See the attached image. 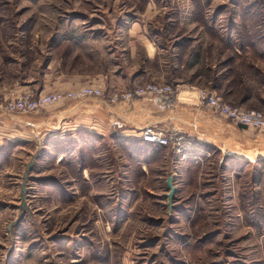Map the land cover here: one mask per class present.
I'll use <instances>...</instances> for the list:
<instances>
[{
  "label": "rangeland",
  "instance_id": "374dc122",
  "mask_svg": "<svg viewBox=\"0 0 264 264\" xmlns=\"http://www.w3.org/2000/svg\"><path fill=\"white\" fill-rule=\"evenodd\" d=\"M192 22L212 36L220 34L216 23L228 26L242 38L237 46L248 48L242 52L254 57L256 39L264 38V0H0V40L42 69L56 61L54 73L70 67L68 53L79 50L83 38L94 42L90 50L98 49V39L112 48L113 39L130 35L138 23L170 50L165 38L189 37ZM191 143L181 154L171 149L164 175L178 174L171 205L165 180L153 185L138 172L123 182L131 174L113 142L101 151L71 147L61 166L48 150L37 156L33 143L4 144L0 264H264V157L241 163L194 138ZM99 152L106 164L102 203L83 171L97 180L90 169L98 167ZM85 195L95 202L82 200ZM127 197L134 202L125 204ZM140 197L147 203H138Z\"/></svg>",
  "mask_w": 264,
  "mask_h": 264
},
{
  "label": "crops",
  "instance_id": "0c3cea01",
  "mask_svg": "<svg viewBox=\"0 0 264 264\" xmlns=\"http://www.w3.org/2000/svg\"><path fill=\"white\" fill-rule=\"evenodd\" d=\"M190 24L189 37L176 36L175 41L174 37L165 38L166 45L171 44L170 50L151 40L138 23L133 25L130 35L113 39L112 48L98 39V49L90 50L94 42L83 38L79 50L73 46L68 53L66 62L70 67L55 73L51 70L56 61L42 69L37 65L38 60L27 61L25 51L22 55L12 52L16 47L0 40V104L28 92L65 93L83 86L103 91L108 86L126 91L141 84L181 83L210 88L233 106L264 107V49H259L264 46V38L256 39L257 53L249 57L250 53L242 52L248 48L237 46L242 38L233 32L230 35L228 26L214 22L220 34L212 36L204 32L201 24ZM148 126L189 135L237 162L264 157L263 132L238 126L211 109L173 96H147L114 104L90 97L60 102L28 115L0 110V148L6 143H33L37 156L48 150L57 162L55 166H61L71 147L94 145L101 151L102 146L113 142L115 156H119V163L131 174L123 182H132L140 172L146 182L160 185L165 180L167 184L169 175H164L170 170L169 160L174 156L170 148L141 140L140 133ZM104 157L99 152L98 167L90 169L97 171V180L86 177V168L83 169L84 183L97 188L94 192L102 199L97 200L100 203L105 200V194L99 190L106 188V180L102 179L106 167ZM171 173L175 185L178 174ZM90 197L81 198L95 202ZM137 201L147 203L141 197ZM128 202L134 201L127 197L124 203Z\"/></svg>",
  "mask_w": 264,
  "mask_h": 264
},
{
  "label": "built area",
  "instance_id": "2783aa9c",
  "mask_svg": "<svg viewBox=\"0 0 264 264\" xmlns=\"http://www.w3.org/2000/svg\"><path fill=\"white\" fill-rule=\"evenodd\" d=\"M147 96H173L180 101L211 109L219 117L229 120L238 126L247 129L264 130V111L233 106L215 91L199 86L184 88L180 85L173 87L172 85L149 83L133 90L114 91L108 94L99 88L83 86L65 93L39 94L36 97L31 95L18 96L1 103L0 110L10 114L28 115L64 101L93 97L114 104L119 101H131ZM140 138L144 143L170 148L179 154L185 152L193 140L189 135L179 132H165L155 126L144 128L140 133ZM184 157L186 158V156Z\"/></svg>",
  "mask_w": 264,
  "mask_h": 264
},
{
  "label": "water",
  "instance_id": "95a60500",
  "mask_svg": "<svg viewBox=\"0 0 264 264\" xmlns=\"http://www.w3.org/2000/svg\"><path fill=\"white\" fill-rule=\"evenodd\" d=\"M33 165V161H32V163L30 164V165H28V170H29V168H31V166ZM26 178H27V173L25 174V180H26ZM167 186H168V188H169V194H168V200H169V202H170V205H171V202H172V198H173V196H174V194H175V191H176V189H175V187H174V185H173V177H169L168 178V181H167ZM24 191H25V189H24V186H23V190H22V192L24 193ZM24 195V194H23Z\"/></svg>",
  "mask_w": 264,
  "mask_h": 264
}]
</instances>
